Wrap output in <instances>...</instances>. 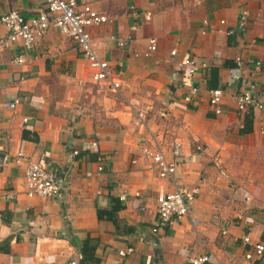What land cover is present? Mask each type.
Masks as SVG:
<instances>
[{
	"label": "crops",
	"instance_id": "obj_1",
	"mask_svg": "<svg viewBox=\"0 0 264 264\" xmlns=\"http://www.w3.org/2000/svg\"><path fill=\"white\" fill-rule=\"evenodd\" d=\"M88 1L112 20L90 31L124 91L96 84L59 31L27 51L0 26V264H191L205 255L206 264H264L247 260L252 249L242 243H264V108L241 113L235 100L253 82L264 104V67L257 79L250 73L264 62V0ZM42 10L41 0H0V16ZM152 40L157 51L146 57ZM19 55L25 64L12 63ZM189 59L198 65L194 79L177 69ZM192 83L200 92L188 104ZM217 88L221 114L209 101ZM14 97L22 100L16 111L8 108ZM174 142L183 152L175 182L142 156L160 148L171 160ZM19 151L55 174L56 196L28 195ZM218 154L226 177L212 162ZM177 188L199 189L190 216L155 235L157 197ZM129 247L135 252L121 256Z\"/></svg>",
	"mask_w": 264,
	"mask_h": 264
},
{
	"label": "built area",
	"instance_id": "obj_2",
	"mask_svg": "<svg viewBox=\"0 0 264 264\" xmlns=\"http://www.w3.org/2000/svg\"><path fill=\"white\" fill-rule=\"evenodd\" d=\"M45 10H42L32 18H26L19 11H11L0 16V26L6 28L8 33V40L11 43H20L24 49L30 51L37 41L45 38L52 30H57L75 43L76 50L82 55L83 59L93 70V80L96 84L105 83L111 87L113 91L121 92L125 90V84L116 79L111 70L108 61L102 59L99 55V46L93 40L91 29L99 27L104 24L111 23L112 20L103 13L95 10L88 0H41ZM249 12L243 10L240 14L238 27L244 31L247 26ZM223 23H225L223 21ZM232 34V31L228 32ZM111 41L118 44V47L125 48L127 41L117 36H111ZM1 44V41H0ZM2 45H0V49ZM157 51V43L155 40L150 41V46L144 53V56L149 57ZM177 51L171 52V57L174 58ZM139 57V54H136ZM13 64L23 65L26 63V57L23 55L15 56L12 60ZM239 66L242 65L241 58L237 59ZM264 67L263 61H256L253 64L251 77L257 79ZM177 69L179 72L194 79L197 74L198 65L195 59L183 60L178 63ZM186 88L185 101L188 104L194 103L198 96L200 89L195 84H190ZM224 91L222 88L213 89L210 91V105L214 108L216 114L223 112L221 104L223 101ZM237 110L241 113L249 112L251 109H263L264 104L256 95V85L251 82L246 90L236 96ZM22 100L19 97H14L8 103V108L16 111L18 105ZM144 116L139 115V123L144 125ZM29 119L25 118L24 123H28ZM93 147L97 143H92ZM78 151H74L73 156H77ZM144 158L152 160L159 169V177L162 179H171L175 182V175L177 173L178 163L183 160L182 146L179 142L173 144V159H168L166 154L158 148L157 151H143ZM9 157H4V162H8ZM16 164H21L27 161L25 170V181L27 185L28 195L30 197L53 198L61 190L62 187L56 182L55 174L40 162L29 159L23 151H19L14 157ZM103 158L98 159L97 173L104 170L102 165ZM214 165L224 177L227 172L223 167L221 156L215 155L212 159ZM133 163H137L134 160ZM87 177L93 176L92 173H87ZM199 189H182L177 188L172 192H161L157 197V213L158 221L157 227L153 229L156 235L161 232L162 228L171 226L175 221L182 220L190 216L189 207L194 202L196 194ZM122 200L124 195L121 196ZM194 225L198 221L191 219ZM243 245L250 246L251 251L247 253L246 259L253 260L255 258L264 257V243L254 244L249 236L243 238ZM135 252L134 247H129L120 251V255L127 257ZM212 260V256H201L191 260V264H206ZM75 264V263H73Z\"/></svg>",
	"mask_w": 264,
	"mask_h": 264
},
{
	"label": "trees",
	"instance_id": "obj_3",
	"mask_svg": "<svg viewBox=\"0 0 264 264\" xmlns=\"http://www.w3.org/2000/svg\"><path fill=\"white\" fill-rule=\"evenodd\" d=\"M85 259V258H84Z\"/></svg>",
	"mask_w": 264,
	"mask_h": 264
}]
</instances>
